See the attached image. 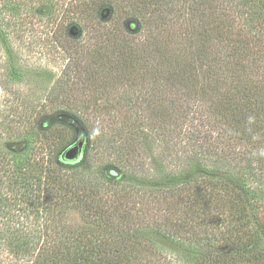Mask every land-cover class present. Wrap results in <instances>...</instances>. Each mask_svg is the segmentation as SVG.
Returning a JSON list of instances; mask_svg holds the SVG:
<instances>
[{
  "label": "trees",
  "instance_id": "trees-1",
  "mask_svg": "<svg viewBox=\"0 0 264 264\" xmlns=\"http://www.w3.org/2000/svg\"><path fill=\"white\" fill-rule=\"evenodd\" d=\"M31 7L0 0V264H264V0H129L91 93L71 58L22 87Z\"/></svg>",
  "mask_w": 264,
  "mask_h": 264
},
{
  "label": "rangeland",
  "instance_id": "rangeland-1",
  "mask_svg": "<svg viewBox=\"0 0 264 264\" xmlns=\"http://www.w3.org/2000/svg\"><path fill=\"white\" fill-rule=\"evenodd\" d=\"M80 2L81 0H29L33 9L31 7V11L18 20L14 32V46L22 66L28 71L29 80L22 84L25 89L34 87L32 79L37 74H49L53 77L58 75L68 58H71L72 65L78 71L79 86L88 87L85 90L91 93L100 83L97 81L93 88L82 84L89 75L87 68L91 69V66L94 67L93 63L98 62L102 63V67L107 65L112 68L115 65L113 61H116V56L110 53L108 38L104 35L108 30L113 33L122 32L123 24L128 18L126 9L129 0L120 1L117 9L110 8L106 16H102V8L81 6ZM72 28L76 31L75 34L71 32ZM146 38V30H138L129 36L133 46L135 41L143 44ZM125 80L118 83L119 86ZM64 134L66 138L73 136L68 131H64ZM66 220L75 225L82 223L77 209H70Z\"/></svg>",
  "mask_w": 264,
  "mask_h": 264
},
{
  "label": "water",
  "instance_id": "water-1",
  "mask_svg": "<svg viewBox=\"0 0 264 264\" xmlns=\"http://www.w3.org/2000/svg\"><path fill=\"white\" fill-rule=\"evenodd\" d=\"M108 14V11H102V16H106ZM71 32H73L74 34L76 33V31L72 28ZM81 145V141H78L76 145H72L71 147H69L64 153L63 156L66 159H75L79 156V148Z\"/></svg>",
  "mask_w": 264,
  "mask_h": 264
}]
</instances>
